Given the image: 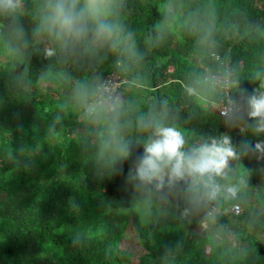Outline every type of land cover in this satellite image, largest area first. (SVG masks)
<instances>
[{"label": "trees", "instance_id": "1", "mask_svg": "<svg viewBox=\"0 0 264 264\" xmlns=\"http://www.w3.org/2000/svg\"><path fill=\"white\" fill-rule=\"evenodd\" d=\"M43 3L0 15V264H264V131L247 107L264 93V0H113L110 42L51 56ZM111 73L127 102L102 96ZM151 119L186 148L229 136L216 179L236 195L132 179Z\"/></svg>", "mask_w": 264, "mask_h": 264}, {"label": "clouds", "instance_id": "2", "mask_svg": "<svg viewBox=\"0 0 264 264\" xmlns=\"http://www.w3.org/2000/svg\"><path fill=\"white\" fill-rule=\"evenodd\" d=\"M113 0H44L38 31L55 50L69 54L83 44H103L114 36V25L109 21ZM18 8V0H0V15H9ZM249 118H257L255 128L264 131V93L250 95L247 100ZM141 126L151 130L143 144L139 160L134 162L130 176L140 184L160 187L184 181L194 200H216L221 195L234 197L237 189L221 185L217 177L225 174L230 158H235L230 137L202 140L185 147L183 135L162 120H141ZM260 150L264 145L254 146ZM122 157L128 152L121 151Z\"/></svg>", "mask_w": 264, "mask_h": 264}, {"label": "built area", "instance_id": "3", "mask_svg": "<svg viewBox=\"0 0 264 264\" xmlns=\"http://www.w3.org/2000/svg\"><path fill=\"white\" fill-rule=\"evenodd\" d=\"M124 83V78H122L117 73H111L104 78L99 89L102 96L105 97V100L109 101L110 99H112L118 101L122 98V89ZM217 109L220 115L227 116L231 111L230 102L227 101L225 104L218 105ZM231 210L234 213H239L241 211V208L239 205L234 204L231 206Z\"/></svg>", "mask_w": 264, "mask_h": 264}, {"label": "rangeland", "instance_id": "4", "mask_svg": "<svg viewBox=\"0 0 264 264\" xmlns=\"http://www.w3.org/2000/svg\"><path fill=\"white\" fill-rule=\"evenodd\" d=\"M118 101L122 102V101H126V100H125V99L122 100V98H121V99H119ZM126 102H127V101H126ZM128 102H129V101H128ZM206 230H207V225H205V224L203 223L202 226H200V231H201L202 233H205ZM128 231H129V230H128ZM122 243H123V246L133 247V249L136 247V246L134 245V235H133L132 231H129V232H126V233H125V238L123 239Z\"/></svg>", "mask_w": 264, "mask_h": 264}]
</instances>
